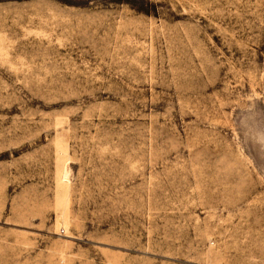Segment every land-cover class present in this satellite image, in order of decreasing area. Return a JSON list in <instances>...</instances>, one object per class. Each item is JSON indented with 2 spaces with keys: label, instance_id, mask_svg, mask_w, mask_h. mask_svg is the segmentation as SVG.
<instances>
[{
  "label": "rangeland",
  "instance_id": "374dc122",
  "mask_svg": "<svg viewBox=\"0 0 264 264\" xmlns=\"http://www.w3.org/2000/svg\"><path fill=\"white\" fill-rule=\"evenodd\" d=\"M0 264H264V0H0Z\"/></svg>",
  "mask_w": 264,
  "mask_h": 264
}]
</instances>
